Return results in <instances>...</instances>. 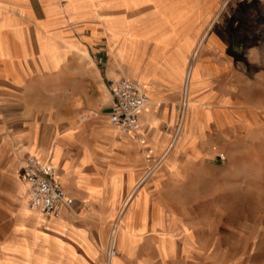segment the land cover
<instances>
[{
    "label": "crops",
    "instance_id": "0c3cea01",
    "mask_svg": "<svg viewBox=\"0 0 264 264\" xmlns=\"http://www.w3.org/2000/svg\"><path fill=\"white\" fill-rule=\"evenodd\" d=\"M207 6L197 0H0V162L3 152L11 156L7 175L0 178L17 188L19 167L16 197L27 206L25 159L38 156L53 166L60 152L64 174L62 181L58 167L57 180L73 200L56 218L18 206L12 212L16 228L0 248L15 240L20 248H33L35 256L45 248L53 264H105L102 251L115 223L111 264H264V241L253 234L257 227L247 219L234 223L229 213L232 167L213 161L234 130H247L262 118L232 96L231 83L219 85L231 72L227 64L205 58L207 52L225 53L220 33L201 52L188 98L190 105L191 84L202 79L210 107L221 104L228 111L213 114L184 145L187 112L169 157L139 185L147 159L165 150L178 119L186 71L173 66L177 43L187 24L194 35L201 23L199 14L186 17L185 9ZM74 55L84 61L77 67ZM91 55L106 57L103 76ZM118 78L140 81L148 93L136 133L109 120L112 98L106 85ZM80 109L96 110L92 114L98 116L83 122ZM71 129L75 140L62 143L58 131ZM83 184L101 194L90 196Z\"/></svg>",
    "mask_w": 264,
    "mask_h": 264
},
{
    "label": "rangeland",
    "instance_id": "374dc122",
    "mask_svg": "<svg viewBox=\"0 0 264 264\" xmlns=\"http://www.w3.org/2000/svg\"><path fill=\"white\" fill-rule=\"evenodd\" d=\"M199 1L202 6L204 3L208 6L185 9L186 17L193 16L196 13V15L199 14L201 16L199 29L196 31V34L191 35L189 34L191 25L188 26L187 24L184 31L185 38H181L177 43V58L173 66L175 68H184L186 73L188 70H191V73H193L198 62L200 63V55L201 52L204 53L207 41H215L214 34L216 33H220L223 36L225 53L220 54L219 52H215L216 55H214L207 52L205 58L220 64H227L231 71L228 74L229 77L226 81H221L218 84L220 86L227 84L226 86L228 87L231 83L232 96L236 98L240 97L243 102H248L250 109L257 110L262 118L255 123H250L247 130H234L233 136L227 138L224 144L226 150L217 153L213 161L216 164L232 167L233 185L231 190L233 192V199L228 202L231 203L229 213L234 223L247 219L250 226L257 227L253 233L255 237L258 236L259 240L264 241V0ZM154 10V14H156L158 9L154 8ZM211 22V26L207 29L208 36L204 40L197 57H195V49L199 45L203 32ZM170 27L169 31L172 30ZM91 56L93 62L100 68L103 76L106 57L102 55L98 57ZM99 58H102L101 64L98 63ZM41 59L46 61V56L41 57ZM72 59L74 67L84 62L76 55ZM205 86L206 81L202 79H197L191 84L189 89L191 100L187 120V124L189 125L186 124L184 137L180 144L190 145L195 138L196 132L205 128V122L211 119L213 114L219 117L228 111L221 104V106L218 105L214 108L210 107V103L206 102L204 95L206 92ZM91 89L93 93L94 88L91 87ZM197 97L200 98L197 99ZM220 103L224 104L225 102L222 101ZM92 111L96 110L80 109V120L84 122L97 117L98 115H93ZM75 133L74 129L65 133L58 131L57 138L61 139L62 143H71L75 140ZM185 138L186 141L184 142ZM1 159L0 176H6V172L8 171L7 166L11 164V156L9 153L3 152ZM18 169L19 167H15L14 172L17 188L7 178H0V193L3 194V197L0 199V246L4 240L10 239L14 228H16L11 227L13 221L12 212H15L18 206L25 207L23 199H17L16 197V189L19 188L20 182L17 176ZM78 178L80 183L83 182L79 176ZM83 185L90 196L98 197L101 194V190L96 189L92 185ZM109 193L112 194V188L109 189ZM24 217L27 219L33 217L41 221V217L36 215L25 214ZM51 222H54V220ZM45 228L41 227L42 230ZM43 234L44 232H41V235ZM106 249L104 247L103 254H105ZM30 263L53 264L45 248L41 249L40 256H35L33 248L29 246L25 249L20 248L15 240L8 242L0 248V264Z\"/></svg>",
    "mask_w": 264,
    "mask_h": 264
},
{
    "label": "built area",
    "instance_id": "2783aa9c",
    "mask_svg": "<svg viewBox=\"0 0 264 264\" xmlns=\"http://www.w3.org/2000/svg\"><path fill=\"white\" fill-rule=\"evenodd\" d=\"M188 82L187 74L181 100L177 104L179 109L178 119L172 128L170 141L156 159H147L148 167L144 176L140 179L139 185L161 167L180 139L189 108ZM106 87L112 98L109 113L111 124L124 131L136 133L137 115L146 107L148 102L145 88L138 82L125 78L111 79ZM165 129L168 131L171 127L166 125ZM136 137L139 143H143V138L140 135L136 134ZM145 152L151 153V149L147 147ZM57 175V169L43 160L34 156L25 159L23 179L27 192V206L30 210L36 211L45 217H56L63 208H70L73 205V200L57 180ZM114 226L115 223L109 236L105 264H110V259L114 255V238H112L116 230Z\"/></svg>",
    "mask_w": 264,
    "mask_h": 264
},
{
    "label": "bare ground",
    "instance_id": "6f19581e",
    "mask_svg": "<svg viewBox=\"0 0 264 264\" xmlns=\"http://www.w3.org/2000/svg\"><path fill=\"white\" fill-rule=\"evenodd\" d=\"M197 1H199V0H197ZM200 2V1H199ZM210 2V1H209ZM208 2V3H209ZM196 5V4H195ZM211 16V15H210ZM207 18V17H206ZM170 20V19H169ZM211 24H212V22L211 23H209L208 24V26H207V28L205 29V31L203 32V35H202V38H201V40H200V42H199V45H198V47L195 49V53H194V56L195 57H197V55H198V53H199V51L201 50V48H202V44H203V42H204V40L207 38V36H208V34H207V29L211 26ZM105 26V25H104ZM109 27V26H108ZM216 28V27H215ZM209 31V30H208ZM190 37V36H189ZM194 37H197V36H194ZM136 46V45H135ZM134 46V47H135ZM109 47V46H108ZM192 56H193V54H192ZM114 57V56H113ZM112 57V58H113ZM118 60V59H117ZM112 61V60H111ZM195 61V60H194ZM196 62V61H195ZM129 63V62H128ZM199 63V62H198ZM117 64V63H116ZM120 66H121V64H120ZM129 73V72H128ZM188 74V81L190 82V77H191V70H188L187 71V73H186V75ZM139 78V77H138ZM139 83V82H138ZM142 87H143V85H142V83H139ZM146 84V83H145ZM146 87V86H145ZM146 90V89H145ZM146 94H147V92H146ZM147 96H148V94H147ZM200 101V100H199ZM155 101L153 100V101H151V103H154ZM149 103H150V100H149V97H148V102H147V105H149ZM147 105H146V107H147ZM209 105V104H208ZM199 106V105H198ZM201 106V105H200ZM145 107V108H146ZM203 107V106H202ZM207 107V106H206ZM193 108V107H192ZM199 108V107H198ZM190 113H192V112H190ZM187 125H189V124H187ZM190 127V126H189ZM188 129V128H187ZM62 152V151H61ZM59 153V156H58V159L56 160V161H53L52 163H53V167H55L56 169L59 167L60 169H61V176H60V179L63 181V172H64V170H63V168H62V165H63V163H62V154L60 153V152H58ZM35 156H37V155H35ZM38 157V156H37ZM43 158H45V159H47V157H45V156H43ZM39 159H41V158H39ZM42 160V159H41ZM57 178H59L58 176H57ZM22 183H23V186H24V189H25V183H24V181H23V170H22ZM22 185V184H21ZM19 189V188H18ZM133 193V192H132ZM19 199H23V198H21L20 196H19ZM128 201V200H127ZM23 209H25V211H26V209H27V206L25 205V207L23 208ZM31 211H33V210H31ZM33 212H36V211H33ZM37 213V212H36ZM39 214V213H38ZM60 216V214L58 215V216H56V217H59ZM56 217H54V218H56ZM26 234V233H25ZM113 237L115 238V233H114V235H113ZM38 250V249H37ZM48 251V250H47ZM111 261H112V258L110 259V264H111ZM31 264V263H30Z\"/></svg>",
    "mask_w": 264,
    "mask_h": 264
}]
</instances>
